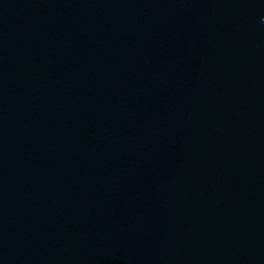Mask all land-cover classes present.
Masks as SVG:
<instances>
[{
  "label": "water",
  "instance_id": "95a60500",
  "mask_svg": "<svg viewBox=\"0 0 264 264\" xmlns=\"http://www.w3.org/2000/svg\"><path fill=\"white\" fill-rule=\"evenodd\" d=\"M0 264H264V0H0Z\"/></svg>",
  "mask_w": 264,
  "mask_h": 264
}]
</instances>
